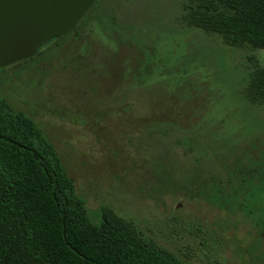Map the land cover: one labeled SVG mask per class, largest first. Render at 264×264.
Instances as JSON below:
<instances>
[{"label":"rangeland","instance_id":"obj_1","mask_svg":"<svg viewBox=\"0 0 264 264\" xmlns=\"http://www.w3.org/2000/svg\"><path fill=\"white\" fill-rule=\"evenodd\" d=\"M95 1L81 35L0 68V98L38 123L94 222L110 206L189 264H264V201L242 206L264 184V103L245 96L264 48L189 25L197 0Z\"/></svg>","mask_w":264,"mask_h":264},{"label":"trees","instance_id":"obj_2","mask_svg":"<svg viewBox=\"0 0 264 264\" xmlns=\"http://www.w3.org/2000/svg\"><path fill=\"white\" fill-rule=\"evenodd\" d=\"M184 19L226 45L264 48V0H197ZM245 96L264 103V67L250 72ZM262 183L242 203L248 215L264 211L251 204L264 201ZM99 214L94 222L38 123L0 98V264H189L112 207Z\"/></svg>","mask_w":264,"mask_h":264},{"label":"water","instance_id":"obj_3","mask_svg":"<svg viewBox=\"0 0 264 264\" xmlns=\"http://www.w3.org/2000/svg\"><path fill=\"white\" fill-rule=\"evenodd\" d=\"M94 0H0V68L35 55L52 36L76 29Z\"/></svg>","mask_w":264,"mask_h":264},{"label":"flooded vegetation","instance_id":"obj_4","mask_svg":"<svg viewBox=\"0 0 264 264\" xmlns=\"http://www.w3.org/2000/svg\"><path fill=\"white\" fill-rule=\"evenodd\" d=\"M97 1V0H96ZM95 1V2H96ZM93 4H95V3H93ZM93 8V6L92 7H90V9L88 10V12L91 10ZM88 13H86V15H87ZM80 30L78 29V27H76V29L75 30H73V31H71L75 36H79V35H81V33L79 32ZM71 32H68V34L69 33H71ZM65 35V34H64Z\"/></svg>","mask_w":264,"mask_h":264}]
</instances>
